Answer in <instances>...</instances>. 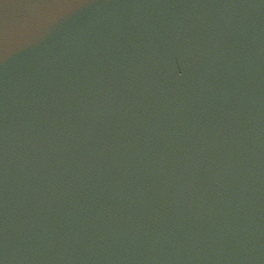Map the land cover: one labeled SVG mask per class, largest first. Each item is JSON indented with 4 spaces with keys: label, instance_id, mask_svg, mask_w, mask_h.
I'll use <instances>...</instances> for the list:
<instances>
[{
    "label": "water",
    "instance_id": "95a60500",
    "mask_svg": "<svg viewBox=\"0 0 264 264\" xmlns=\"http://www.w3.org/2000/svg\"><path fill=\"white\" fill-rule=\"evenodd\" d=\"M0 264H264V0H0Z\"/></svg>",
    "mask_w": 264,
    "mask_h": 264
}]
</instances>
